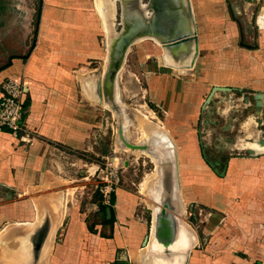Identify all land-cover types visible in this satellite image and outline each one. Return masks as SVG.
<instances>
[{
	"label": "rangeland",
	"instance_id": "1",
	"mask_svg": "<svg viewBox=\"0 0 264 264\" xmlns=\"http://www.w3.org/2000/svg\"><path fill=\"white\" fill-rule=\"evenodd\" d=\"M98 1L101 12L96 0H0V67L17 56L25 59L33 51L45 57L43 63L51 60L64 67L67 105L66 115L59 118V124L66 125L74 137L71 144L51 143L56 149L46 153L49 161L44 165L52 179L38 181L37 188L23 194L15 185L0 184V230L4 227L2 233L9 225L31 219L33 209L30 205L35 194L51 198L56 191H64L63 217L53 236L54 249L56 243H61L60 233L74 218L86 235L81 244L79 239L72 241L79 252L82 250L95 257L92 255L100 251L97 264H141L139 257L150 236L151 209L150 199L139 187L147 174L153 178L156 173L154 158L148 153H134L120 144L115 114L94 96L87 99L80 82V77L96 78L105 68L103 45L105 40L106 46L107 27L104 5ZM189 3L199 34L211 32L212 44L220 47L226 43L225 35L217 33H233L232 44L241 45L246 39L244 27L256 26L251 14L253 5H248L247 0H189ZM111 4L114 10L112 26L118 30V2L111 0ZM229 19L235 22L234 30ZM52 48L56 51L65 48L66 55H56L55 51L52 58ZM209 48V42L203 41L200 45V50ZM160 49L152 38H142L131 44L115 82L118 101L124 106L123 114L126 121H130L126 129L130 140H137L138 127L144 120L158 123V119L169 130L181 178L178 192L184 212L180 217L196 238L186 264H233L237 257L251 262L250 258L255 256L251 251L260 256L251 263L264 264V244L258 245L256 239L248 244H236V237L234 243L231 237L232 231L240 236L243 230L246 237H250L257 228L262 230L260 224L263 226L264 221L255 217H262L263 213L246 211L238 215V221L230 219L228 223L224 213H216L218 209L228 210L232 216V206L237 203L245 205V210H261L258 209L264 205V160L259 165H248L241 160L236 165V173L242 175L234 178L221 173L231 155L251 157L242 147L245 139H260L264 134L257 132L252 123L250 127H240L248 110L242 107L241 100L234 101L235 96H228V91H216L215 97L206 99L208 91H203L198 83L204 60L201 63L198 59L193 70L184 73L188 75L180 76L178 69L158 62ZM84 52H90V56H85ZM85 69H89L87 76L82 74ZM207 72V76L213 75ZM8 79L15 81L11 77L1 80L0 98ZM61 79L56 78L55 82ZM19 83L21 104L18 107L16 102L15 130L6 126L0 129L11 133L15 139L24 135L29 140L34 131L28 122V95L22 81ZM54 86L60 93L59 85ZM253 156L264 158V153ZM249 174L251 177H245ZM248 178H254L252 191L244 184ZM103 206L111 208L109 216L105 215L106 219L111 215L107 222L103 219ZM232 225L235 230L231 229ZM250 225L255 226L249 228ZM89 235L109 241L103 240L102 249L94 252L96 244L89 240ZM60 255L56 264L67 260Z\"/></svg>",
	"mask_w": 264,
	"mask_h": 264
},
{
	"label": "crops",
	"instance_id": "2",
	"mask_svg": "<svg viewBox=\"0 0 264 264\" xmlns=\"http://www.w3.org/2000/svg\"><path fill=\"white\" fill-rule=\"evenodd\" d=\"M96 2L97 9L101 12L102 8L100 3L98 0H96ZM104 3H107V1L104 0ZM256 3V0H247L248 5H253V11L251 12V14L254 15L252 19L256 26H248L249 28L247 29L244 27L243 36L244 39H246L241 43V45L237 44L236 42L232 44V40L234 39L233 33L227 34L222 32H219L217 34H222L223 36L225 35V45L222 44L223 46L220 47V45L212 44L213 38L211 32L207 31L205 35L199 34V28H197V24H195V19L193 18V12H191L192 20L195 24V42L197 44V52L194 56L193 65L198 59L201 61V63H206H204L205 66L201 67V75L198 82L201 89L203 87V91H208L209 94L212 86L225 87L229 88L227 92L228 96H235L234 101L241 100L242 107L247 108L248 114L247 117L244 120L242 119V121L239 123L240 127H250V123H252V126L256 127L257 132L264 134V0H260V3ZM229 25L231 29L234 30L233 28H235V22L233 19H229ZM203 41L210 43L209 49L200 50V45ZM104 45L103 53L105 56L107 51L106 46ZM50 50V57H54L53 53H55L56 49L52 48ZM63 50L59 51V49H57L56 55H58L59 53H61V56L66 55L65 52H67V50H65V48ZM162 51L160 49V53L159 55H157V60L158 62H160V64L162 63V65H164L166 62L163 58ZM184 51L181 52L184 53ZM183 53L181 54L183 55ZM37 54L35 51H33L25 59H22V56L14 57L7 64L0 67V82L2 79L7 77L14 78L18 82L22 81V85L27 90L28 95L27 98L30 107L28 122L30 128L34 131L32 137L30 139L28 138L29 140H27L26 136L20 135L18 139H15L11 135V133L0 129V184L5 187H12L13 185H15L17 186V190H22V194L25 191L29 192V189L37 188L38 181H44L47 178L52 179L50 178L51 175L49 174L46 165H44L45 162L49 161L48 158H45L46 153L53 150V148L56 149V147H53L51 143L53 142L54 144H71L72 140L74 139L72 135L73 132H71L66 127V125L64 126L59 124V118H63L66 115L65 107L67 105V88L63 81L65 80L66 69L64 67L61 68L58 63L51 60L45 62L47 63L45 66V63H43V58L45 57H39ZM83 54L85 56H90V52H84ZM184 58L185 57L183 56L181 57L179 65L185 64V62L182 61L184 60ZM83 70L84 69H82V71ZM88 70L89 69H85V72H81L82 74L87 76L89 75ZM192 70L193 68L189 69V71ZM208 70L211 72V74L213 73V75L207 76L206 72ZM178 72L180 76L188 75L184 74L187 73L188 70ZM56 78L62 79L61 81L55 82ZM96 78L92 76H87L85 78L80 77L81 86H83V90L85 91L84 93L86 94L87 99H89L90 96L87 95L88 93H86V88L91 87L90 91L92 92V94H94ZM55 84L59 85L60 93L56 91L57 89L54 86ZM187 86L190 85L187 84ZM53 89H56L55 92H53ZM212 95L211 97H213ZM151 117H153V115ZM154 119L156 121L155 117ZM157 122L159 123V125L164 127V125L160 123L158 119ZM167 131L169 132L168 129ZM261 139H264V136H262L260 139L254 140L245 139L243 142L244 144L242 143L243 146H241L246 151H250L253 154L264 153V146L259 143ZM245 142L247 143V145H245ZM248 143L250 144L249 147ZM232 145H234V143H232ZM241 146L239 148H241ZM249 155L252 158L231 155L228 162L224 164L225 167L223 172L221 173L222 176L225 175L228 178H234L236 176L242 175L240 173H236V165L241 160L246 162L248 165H259L264 160V158H254L252 154ZM42 165H44L43 168ZM250 175L251 174H249L248 176L245 175V177H251ZM156 177L157 175L155 173V176L151 178V180H154ZM178 179L180 184L181 178H179V173ZM151 180L149 182H151ZM253 180L254 178H248L245 180L244 184L248 191H252L251 188L252 186L254 187V185H252ZM149 182L146 184V190L148 189ZM65 194L66 193L64 191H56L54 195L51 196V199L54 200L58 208L63 206L62 204L64 203ZM218 198L219 197L217 196L216 201H218ZM23 205H26V203ZM30 206L33 209L31 210L32 217L29 220L26 219L25 221H21L22 223H29L34 219L35 209L33 202ZM245 209V205L237 203V205L232 206V216H229L228 210L223 211L218 209L216 213H224L223 215H225V222L230 219H237L238 221V215L243 214L246 211H251L253 214L263 213L264 215V205L261 207L259 206L258 210L261 209L259 212ZM29 211L30 209H28V212ZM263 215L262 217L256 215L255 218L258 221H264ZM250 220H253V218H250ZM253 226L255 225H250L249 228H252ZM230 227L231 229L235 230V225H232ZM260 227H262V230H259L257 228V232L249 235L250 237H246L243 230L241 231L240 236L238 235V233L232 231L231 237L233 243L234 238L236 237V244H248V242L250 241L254 242L252 239H256L258 245L264 244V225L262 226V224H260ZM79 228L80 225L76 219L73 218L71 221L69 220V222L66 224L65 229L63 230V233H60V236L62 237L60 239L61 243H56V248L54 249L53 245L51 249L50 256L47 260L48 264L57 263V260L59 259L58 255H60L59 252H61L62 254L59 257L63 256L64 258H67V260H65L67 262L65 263V261H63L64 258L62 257V264H97L96 257H99V255H101L100 251L97 252V249H102V246H104L105 243L103 240L109 241V239L97 237L95 235H89V240H93L96 244L93 250L94 252H97V254L92 255L95 257H91L89 254L83 252L82 250L81 252H79V250L74 247V244H72V241L74 239L76 241L77 239H79L80 243H78L81 244V239H84L83 237L86 236L83 231H80ZM105 252L106 250L104 251V253ZM251 253V255H255L250 258L251 262H253L254 259H260L259 253H257L259 257L256 256L254 252L251 251ZM248 260L249 259L237 257V260H233V264H253L251 262H248Z\"/></svg>",
	"mask_w": 264,
	"mask_h": 264
},
{
	"label": "water",
	"instance_id": "3",
	"mask_svg": "<svg viewBox=\"0 0 264 264\" xmlns=\"http://www.w3.org/2000/svg\"><path fill=\"white\" fill-rule=\"evenodd\" d=\"M117 1L120 4L119 28L115 30L111 26L110 35L112 36L106 52V65L102 72L103 84L100 87L97 83L96 90L98 95L102 94L103 101L111 102V109L117 118L119 141L130 148L152 149L157 152L156 163L160 183L157 197L151 200L150 233L152 238L150 245L152 247L149 255L145 258V264H186L191 245H189L190 238L187 240V244H184L185 242L181 239V232L185 231V228L180 222L182 200L178 192L180 184L172 139L169 141L166 134L162 136L163 139L158 138L159 134L153 130L150 143L133 144L128 142L119 134L121 133L120 125L124 121L123 113L111 96L107 100L104 92H108L109 85L113 87V81L128 48L140 35L148 34L155 38L167 56L177 53L179 56L185 57L182 60L185 64L180 67L193 63L197 44L190 3L189 0ZM224 90L228 91L229 88L212 86L206 99L210 98L214 92ZM259 143L264 145V139H261ZM38 203V214L30 226L10 228L5 234L6 250L8 254H13L15 262L16 256L20 257V264L47 263L42 253L54 226V206L48 200H40ZM105 215L109 216L108 207H105ZM188 230V236L190 235L191 239L192 235L195 237L189 226Z\"/></svg>",
	"mask_w": 264,
	"mask_h": 264
},
{
	"label": "bare ground",
	"instance_id": "4",
	"mask_svg": "<svg viewBox=\"0 0 264 264\" xmlns=\"http://www.w3.org/2000/svg\"><path fill=\"white\" fill-rule=\"evenodd\" d=\"M102 1V4L104 5V12H103V16H104V20H105V23H106V27H107V38H106V51H107V48H108V45H109V40L111 38L112 35H110L111 33V26H112V23H113V5L111 4V0H106L107 3H104V0H101ZM144 39V38H152L150 37L148 34H144V35H140L138 38L135 39V42H138L140 41V39ZM155 42L158 43V41L155 39V38H152ZM197 41V39H196ZM159 44V43H158ZM160 45V44H159ZM174 56V57H173ZM173 56H167V54L163 51V58L165 60V64L170 66V67H173L175 69H178L179 71H186V70H189V69H192L193 68V63H191L190 65L188 66H184V67H179V66H182V65H179L180 63V60L182 56H179L177 53L174 54ZM174 63V64H173ZM106 65V64H105ZM121 69V68H120ZM104 71V70H103ZM102 74L103 73H100L96 79V85L98 83V85L101 87L102 84H103V79H102ZM118 77V75H117ZM116 77V78H117ZM115 78V79H116ZM90 88L91 87H88V91H86L88 93L89 96H94L97 100L99 101H103V97L101 95H98V92L96 90V86H95V92L94 94H92V92L90 91ZM108 92H104V96L107 97V100H109V96H111L112 100L114 101V103L118 106L119 109H121L122 113H123V109H124V106L118 101V91H117V86H116V82L115 80L113 81V87L112 86H108V89H107ZM90 92V93H89ZM220 92V91H219ZM218 93V92H217ZM215 94H213L212 96H214ZM215 97V96H214ZM217 97V96H216ZM104 104L107 105V107L113 112V110L111 109V106H110V103L106 102V101H103ZM114 113V112H113ZM115 114V113H114ZM143 116V115H142ZM123 117H124V121L121 123L120 125V131L121 134L126 140H128V142H131L133 144H141V143H145V142H148L150 143V136H151V133L153 132V130L159 134L158 138H162L163 139V135L166 136V138L171 141V136L169 135V132L165 129V127L161 126V125H158V123L156 122H153V121H150V120H144L142 121V124L139 125L138 127V130H139V137L137 138V140L135 142H133L132 140H130L126 134V129L130 126V121H126L125 119V114H123ZM141 117V116H140ZM142 130H143V136H142ZM117 134H118V128H117ZM134 137V136H133ZM119 138V137H118ZM136 138V137H135ZM142 138V139H141ZM139 141V142H138ZM120 142V141H119ZM159 143V142H158ZM246 143V142H245ZM257 143V142H256ZM120 144L122 146H124V148H127V150H130L134 153H137L139 154V152H142V153H148L150 154V156H152L154 158V164H155V169H156V175L157 177L154 179V180H151V175L149 176V174L146 175V177H144L140 183V190L144 189V191L142 193L145 192L146 190V184L151 180V182H149L148 184V189L146 190L145 194L146 196L150 199V208L152 206V202L151 200L153 198H156L157 197V194H158V191H159V178H158V175H159V171H158V166H157V163H156V156H157V152H155L154 150L152 149H141V148H130L124 144H122L120 142ZM152 144V143H151ZM161 144V143H159ZM162 145V144H161ZM247 145V143L245 144ZM249 143H248V147H249ZM264 146V145H263ZM247 147V146H246ZM259 149V148H258ZM137 150V151H136ZM263 151V150H262ZM249 153L252 154V152L249 151ZM254 155V154H252ZM152 158V159H153ZM155 176V174H154ZM153 176V177H154ZM147 182V183H146ZM179 191V190H178ZM180 195V194H179ZM181 197V195H180ZM181 199V198H180ZM44 201V200H48L49 203L53 204L54 206V215H55V221H54V226L52 228V232L49 236V239H48V242L45 246V249L42 253V256L44 257V260H48L50 254V249L52 248V241H53V236H54V233L56 231V228L58 227L62 217H63V210H61V207H57L54 200H52L50 197H47V198H44L42 197L41 195H37L35 197H32V202H33V205H34V209H35V216L34 218L37 216L38 214V211H39V203L38 201ZM182 200V199H181ZM153 210V208H152ZM184 212V208H183V202H182V205H181V208H180V215H182ZM181 218V217H180ZM34 220V219H33ZM33 220L29 223H19V224H12V225H9L7 226L3 232L0 234V264H20V257L16 256V262L13 260L14 256H12L13 254L9 253L8 254V251L6 250V245H5V234L8 232V230L10 228H14V227H23V228H26L28 226H30L33 222ZM181 222V225L185 228V231H182L181 232V239L183 242H185L184 244H187V240L190 238L189 240V245H191V247L194 245V243L196 242V238L194 237V235H192V233L190 232V234L192 235V239L190 237V235L188 236V225L181 219L180 220ZM191 229V228H190ZM192 230V229H191ZM193 231V230H192ZM151 232V230H150ZM151 238H152V234L150 233V236L147 240V243H146V246L144 248V252H142V254H140V257H139V260H140V263L141 264H145V258L147 255H149L148 253L151 251V245H150V241H151ZM48 263V262H47ZM46 263V264H47Z\"/></svg>",
	"mask_w": 264,
	"mask_h": 264
},
{
	"label": "built area",
	"instance_id": "5",
	"mask_svg": "<svg viewBox=\"0 0 264 264\" xmlns=\"http://www.w3.org/2000/svg\"><path fill=\"white\" fill-rule=\"evenodd\" d=\"M21 84L16 80L8 79L3 85L0 100V126H6L12 131L15 130L16 102L21 104L19 96L21 94ZM23 92V91H22Z\"/></svg>",
	"mask_w": 264,
	"mask_h": 264
},
{
	"label": "trees",
	"instance_id": "6",
	"mask_svg": "<svg viewBox=\"0 0 264 264\" xmlns=\"http://www.w3.org/2000/svg\"><path fill=\"white\" fill-rule=\"evenodd\" d=\"M38 17V16H37ZM112 200V199H111ZM112 202V201H111ZM106 206H103V219H104V221H109L110 220V218H111V215H110V217L108 218V219H106L105 218V208ZM109 207V213H110V211H111V208H110V206H108Z\"/></svg>",
	"mask_w": 264,
	"mask_h": 264
},
{
	"label": "flooded vegetation",
	"instance_id": "7",
	"mask_svg": "<svg viewBox=\"0 0 264 264\" xmlns=\"http://www.w3.org/2000/svg\"><path fill=\"white\" fill-rule=\"evenodd\" d=\"M118 2V1H117ZM119 10H120V4H119V2H118V14H119Z\"/></svg>",
	"mask_w": 264,
	"mask_h": 264
}]
</instances>
